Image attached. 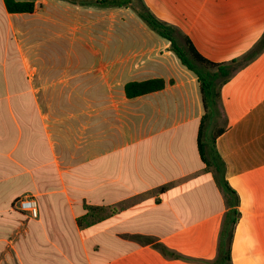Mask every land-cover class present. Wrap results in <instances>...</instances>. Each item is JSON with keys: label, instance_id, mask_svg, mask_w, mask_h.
I'll return each instance as SVG.
<instances>
[{"label": "crops", "instance_id": "obj_1", "mask_svg": "<svg viewBox=\"0 0 264 264\" xmlns=\"http://www.w3.org/2000/svg\"><path fill=\"white\" fill-rule=\"evenodd\" d=\"M144 1L214 62L240 58L264 33V0ZM33 2L31 13H10L0 0V264L215 259L227 207L200 157V126L207 154L222 129L215 147L239 197L232 264H264V50L221 86L201 124L199 82L168 40L159 56L147 43L124 55L122 21L138 16L130 7L92 4L113 21L102 17L99 41L78 45L60 42L58 0ZM154 77L162 89L126 97V82ZM22 197L36 200V218L16 209ZM88 205L105 211L80 227Z\"/></svg>", "mask_w": 264, "mask_h": 264}, {"label": "trees", "instance_id": "obj_2", "mask_svg": "<svg viewBox=\"0 0 264 264\" xmlns=\"http://www.w3.org/2000/svg\"><path fill=\"white\" fill-rule=\"evenodd\" d=\"M6 9L10 13H31L34 10V2L30 0H3ZM82 4L99 6L130 7L152 30L158 35L168 40L169 49L178 57L181 63L191 70L197 77L204 106V114L201 117V124L209 118L214 110L216 100L220 96L221 86L231 77L235 70L241 65L249 62L264 50V33L256 43L246 51L240 58H233L228 62H214L204 57L193 45L190 38L184 35L177 26L158 18L147 6L144 0H83ZM164 87V80L160 77L148 78L144 80H131L125 83L124 91L128 98H133L146 93L160 90ZM222 129L215 132L210 144L211 154H207V143L204 140L203 127L200 126L198 134V150L202 161L209 168L213 166L218 173L215 180L223 194L227 207L222 221L217 255L212 261L203 260L206 264H232L231 244L235 225L240 216L238 209L239 197L236 191L229 186L224 178L225 164L215 147V137L221 133ZM87 212L76 217L78 226L82 227L89 219L102 217L105 211L103 206L88 205ZM111 213L114 212L112 208ZM162 253L175 257L182 255L169 250L160 243L154 244Z\"/></svg>", "mask_w": 264, "mask_h": 264}, {"label": "rangeland", "instance_id": "obj_3", "mask_svg": "<svg viewBox=\"0 0 264 264\" xmlns=\"http://www.w3.org/2000/svg\"><path fill=\"white\" fill-rule=\"evenodd\" d=\"M36 1V5L38 6L40 0ZM82 2L83 0H58V25L60 42L67 41L78 45L85 43L96 44L100 39L98 30L104 25L102 17H106L105 22L107 28L113 21L110 9L100 10L92 5L82 4ZM23 18L24 25L28 27V29L33 30L37 23L35 14H26L23 15ZM120 30V32L123 34L122 38L124 55L130 52H137L135 50L133 51V49L142 48V45L145 43H147L149 46H154L157 48L167 41L165 38L161 37L154 30L148 27V25L139 16H137L136 20L124 17L122 21V29L120 28ZM107 39L109 40V34H107ZM34 41V34L28 36V43H34ZM161 48V52L158 49L151 54L154 56H159L161 53H164L162 46ZM76 53L81 52L77 51ZM62 55H64V53H62ZM75 57L76 56L73 58ZM94 59V57H91L88 60H84L83 64L86 62L89 63V61ZM143 59L141 56H139L136 58V62L142 61Z\"/></svg>", "mask_w": 264, "mask_h": 264}, {"label": "built area", "instance_id": "obj_4", "mask_svg": "<svg viewBox=\"0 0 264 264\" xmlns=\"http://www.w3.org/2000/svg\"><path fill=\"white\" fill-rule=\"evenodd\" d=\"M14 205L17 210L26 213L32 218L38 216V205L33 197H22L15 200Z\"/></svg>", "mask_w": 264, "mask_h": 264}]
</instances>
